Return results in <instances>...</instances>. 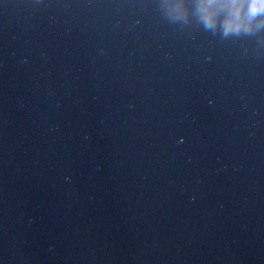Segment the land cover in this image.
Listing matches in <instances>:
<instances>
[{
  "label": "water",
  "instance_id": "95a60500",
  "mask_svg": "<svg viewBox=\"0 0 264 264\" xmlns=\"http://www.w3.org/2000/svg\"><path fill=\"white\" fill-rule=\"evenodd\" d=\"M161 3L0 0V264H264V30Z\"/></svg>",
  "mask_w": 264,
  "mask_h": 264
},
{
  "label": "clouds",
  "instance_id": "9594fccd",
  "mask_svg": "<svg viewBox=\"0 0 264 264\" xmlns=\"http://www.w3.org/2000/svg\"><path fill=\"white\" fill-rule=\"evenodd\" d=\"M159 7L177 21L194 15L205 30H219L224 38L264 30V0H162Z\"/></svg>",
  "mask_w": 264,
  "mask_h": 264
}]
</instances>
